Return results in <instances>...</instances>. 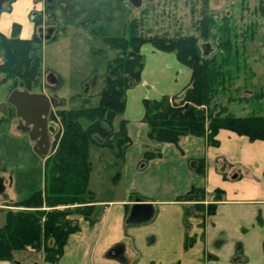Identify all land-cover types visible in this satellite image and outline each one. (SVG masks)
Listing matches in <instances>:
<instances>
[{
    "label": "trees",
    "instance_id": "16d2710c",
    "mask_svg": "<svg viewBox=\"0 0 264 264\" xmlns=\"http://www.w3.org/2000/svg\"><path fill=\"white\" fill-rule=\"evenodd\" d=\"M205 1L196 28L204 39L217 38L219 53L208 55L199 45V37L193 34L146 35L140 31L141 20L134 19L127 23L124 35L103 37L118 52L108 61L98 101L88 107L50 111L49 118L56 132L42 161L43 184L26 197L11 202L9 205L15 209L5 211L4 222L0 225V260L13 259L14 252L31 249L42 252L45 264H57L69 234L78 230L71 216L82 215L90 223L97 220L102 207L97 204V192L90 187L93 152H106L99 177L102 179L103 174L114 169L110 177L114 184L121 176L125 152L131 144L126 120L120 119L115 124V119L124 112L126 92L140 81L145 64L141 46L145 43L161 51L173 52L191 71L190 80L180 93L142 100L143 121L148 126L150 140L177 144L182 136L190 134L205 137L207 143L214 146L218 144L215 136L219 129L231 130L249 140H264V115L237 116L221 102L214 101L244 65H241L228 22L216 24L204 8ZM52 8L49 6L47 11L51 10L48 17L53 20ZM41 19L39 15L34 19L35 31L31 38L18 36V24L13 25L9 36L0 33V84L12 79V89L20 83L28 91L40 85L42 60L39 51L45 42L37 29ZM212 28L215 31L212 32ZM156 156L159 152L144 153L145 160ZM204 168V160H196V172L203 174ZM221 192L215 190L214 200H218ZM178 200L190 202L184 208L185 218L191 211L197 214L215 211L213 203L204 206L205 190L200 186H192ZM189 244L190 238H186V246Z\"/></svg>",
    "mask_w": 264,
    "mask_h": 264
},
{
    "label": "crops",
    "instance_id": "0c3cea01",
    "mask_svg": "<svg viewBox=\"0 0 264 264\" xmlns=\"http://www.w3.org/2000/svg\"><path fill=\"white\" fill-rule=\"evenodd\" d=\"M43 9L44 3L42 10H33V20ZM141 53L140 81L126 92L118 119L126 120L131 139L121 176L112 185L118 191L97 198L102 209L93 223L71 216L78 230L69 234L57 264H264V140L228 129L218 130L214 146L190 134L177 144L150 140L142 100L180 93L191 71L173 52L150 43L141 46ZM145 151L159 156L143 162ZM198 159L205 162L203 174L196 172ZM194 185L205 190V207L215 204L213 214L191 211L184 217L190 202L178 197ZM216 189L222 191L218 200ZM135 203L152 205L149 220L128 221ZM0 264L45 263L41 251L25 249Z\"/></svg>",
    "mask_w": 264,
    "mask_h": 264
},
{
    "label": "rangeland",
    "instance_id": "374dc122",
    "mask_svg": "<svg viewBox=\"0 0 264 264\" xmlns=\"http://www.w3.org/2000/svg\"><path fill=\"white\" fill-rule=\"evenodd\" d=\"M43 3L44 0L5 3L0 10V33L10 35L13 25L18 24V36L31 38L35 30L33 10L40 11L37 6ZM203 3L204 0H144L141 10H135L129 4L125 6L122 0H52L54 32L39 51L41 83L31 92L53 97L58 104L52 105V109L95 105L108 61L118 52L103 37L124 35L127 23L133 19L141 20L140 31L146 35L193 34L199 37V45L208 55L221 52L217 38L204 39L196 28ZM205 3L204 8L216 24L228 22L244 65L214 101L221 102L237 116L264 115V0H206ZM48 75H53L56 83L50 84L46 80ZM12 86V79L0 84V176L5 187L0 194V225L5 211L15 209L9 205L11 202L42 186V161L46 155L33 149L35 141L29 135V128L19 129L24 123L8 100L14 90ZM15 89L23 87L18 83ZM118 119L119 116L115 124ZM105 153L93 152L90 187L99 199L114 196L118 191L110 182L114 169L103 174L102 179L99 177ZM109 161H112L110 156Z\"/></svg>",
    "mask_w": 264,
    "mask_h": 264
},
{
    "label": "water",
    "instance_id": "95a60500",
    "mask_svg": "<svg viewBox=\"0 0 264 264\" xmlns=\"http://www.w3.org/2000/svg\"><path fill=\"white\" fill-rule=\"evenodd\" d=\"M10 0H0V10L2 6ZM134 8L139 9L143 5V0H126ZM39 30H42L40 28ZM46 34L43 40L50 39L54 27L44 29ZM46 80L50 84L56 83L57 79L53 75H48ZM10 104L15 108L17 116L24 123V129L29 128V135L32 140H36L37 145L34 147L38 153H47L49 131H53V127L48 124V116L55 100L51 96L43 93L30 92L24 89H14L10 92L8 98ZM44 146L45 149L38 150V147ZM4 178L0 176V194L4 191ZM152 205L149 203H135L130 211L128 221L130 223H141L150 219L152 216Z\"/></svg>",
    "mask_w": 264,
    "mask_h": 264
},
{
    "label": "flooded vegetation",
    "instance_id": "af4514ba",
    "mask_svg": "<svg viewBox=\"0 0 264 264\" xmlns=\"http://www.w3.org/2000/svg\"><path fill=\"white\" fill-rule=\"evenodd\" d=\"M12 0H10V1H8V3H10ZM126 0H122V3L126 6V5H130L133 9H135V10H141V8L142 7H140L139 9H136V8H134L129 2H125ZM144 1V0H143ZM49 6H52L53 7V4H52V0H44V9H43V12H41V13H37L36 14V16H41L42 17V19H41V24H40V28H42V30H39V32H40V35L43 37L45 34H46V32H45V30L44 29H46V28H48V27H54V22H53V20L50 18V17H48L49 16V14H50V12L49 11H51L50 9H49V11H47V8L49 7ZM203 49H205V48H203ZM47 78V77H46ZM11 106L13 107V105L11 104ZM14 108V107H13ZM15 109V108H14ZM15 113H16V111H15ZM48 124L50 125V126H52L53 127V131L52 132H50L49 131V137H48V141H49V143H48V148L46 149L47 150V152H48V150H49V147H50V144H51V140H52V138H53V136H54V134H55V132H56V126L54 125V123H52L51 122V120H50V118H49V116H48ZM21 126V127H20ZM19 126V129H24V125L22 126V125H20ZM24 132V131H23ZM35 141V143H34V146H33V149H34V147L37 145V142H36V140H34ZM37 149L38 150H43V149H45V147L42 145L41 147H38L37 146ZM35 150V149H34Z\"/></svg>",
    "mask_w": 264,
    "mask_h": 264
},
{
    "label": "clouds",
    "instance_id": "9594fccd",
    "mask_svg": "<svg viewBox=\"0 0 264 264\" xmlns=\"http://www.w3.org/2000/svg\"><path fill=\"white\" fill-rule=\"evenodd\" d=\"M38 10H42V5L37 6Z\"/></svg>",
    "mask_w": 264,
    "mask_h": 264
}]
</instances>
